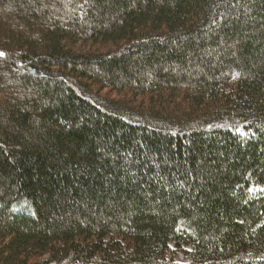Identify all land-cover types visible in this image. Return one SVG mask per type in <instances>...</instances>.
I'll use <instances>...</instances> for the list:
<instances>
[{"label": "trees", "instance_id": "obj_1", "mask_svg": "<svg viewBox=\"0 0 264 264\" xmlns=\"http://www.w3.org/2000/svg\"><path fill=\"white\" fill-rule=\"evenodd\" d=\"M264 264V0H0V264Z\"/></svg>", "mask_w": 264, "mask_h": 264}, {"label": "rangeland", "instance_id": "obj_2", "mask_svg": "<svg viewBox=\"0 0 264 264\" xmlns=\"http://www.w3.org/2000/svg\"><path fill=\"white\" fill-rule=\"evenodd\" d=\"M169 247L168 259H173L179 264H189L191 262L192 247L190 245H182L181 248H178L174 242H171Z\"/></svg>", "mask_w": 264, "mask_h": 264}]
</instances>
